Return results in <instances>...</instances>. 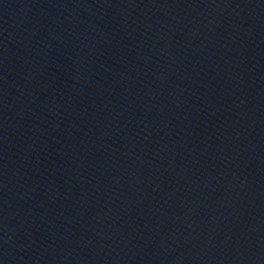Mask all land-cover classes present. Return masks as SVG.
I'll return each mask as SVG.
<instances>
[{"label": "water", "instance_id": "1", "mask_svg": "<svg viewBox=\"0 0 264 264\" xmlns=\"http://www.w3.org/2000/svg\"><path fill=\"white\" fill-rule=\"evenodd\" d=\"M0 264H264V0H0Z\"/></svg>", "mask_w": 264, "mask_h": 264}]
</instances>
